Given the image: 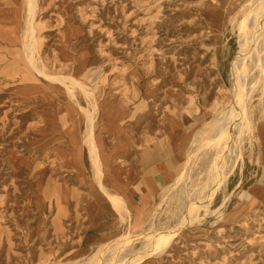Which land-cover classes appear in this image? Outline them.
I'll use <instances>...</instances> for the list:
<instances>
[{
  "label": "rangeland",
  "instance_id": "1",
  "mask_svg": "<svg viewBox=\"0 0 264 264\" xmlns=\"http://www.w3.org/2000/svg\"><path fill=\"white\" fill-rule=\"evenodd\" d=\"M222 1L227 6L238 0ZM216 3L33 0L28 5L26 0H0V264H23L20 250L27 245L21 242L22 229L31 232L36 224L35 218L22 216L37 210L35 195L51 196L40 209L46 230L54 226L53 217L69 215L72 209L63 210L53 198L69 185L65 157L39 156L30 150L29 144L41 133L42 114L64 117L67 109L72 110L83 143L92 119L88 121L81 108L95 115L104 99L115 100L125 115L133 117V135L140 142L137 150L148 151L157 144L163 149L160 135L168 121L187 141L177 174L153 198L142 231L180 230L164 253L135 264H264V160L255 133L233 132L235 166L225 188L210 202L198 203L199 194L189 192L202 169L204 151L199 145L213 140L212 121L234 103L222 92L229 86L228 67L224 64L218 70L214 52L221 48L226 59L233 60L239 50L240 24L232 26L229 19L222 24L219 11L211 13ZM39 72L65 84L54 90ZM262 80L256 73L246 85L240 109L246 110L247 102L257 104ZM29 86L32 89L24 91ZM63 125L70 127L72 122ZM71 135L78 136L79 129ZM194 153L196 158L189 159ZM85 159L90 165L92 158ZM87 168L84 173L96 180L93 167ZM188 194L195 202L190 208L184 206ZM180 220H186L185 226ZM54 231L44 235L41 264H89L93 255L118 238H130L133 250L142 247L127 232L81 254L76 250L80 236ZM139 258L127 257L119 264ZM109 260L107 264L117 261L114 256Z\"/></svg>",
  "mask_w": 264,
  "mask_h": 264
},
{
  "label": "crops",
  "instance_id": "2",
  "mask_svg": "<svg viewBox=\"0 0 264 264\" xmlns=\"http://www.w3.org/2000/svg\"><path fill=\"white\" fill-rule=\"evenodd\" d=\"M127 118L111 115L103 120L100 117L96 122L99 129L96 139L102 160V185L119 203V208H114L98 184L84 173L90 165L86 163L88 153L84 142L82 143L83 138L74 139L71 134L67 137L61 134L62 126L57 128L60 135L52 138V145L57 150L56 154L65 157L66 170L70 174L67 189L61 187V193L54 197L63 209H72L69 215L53 217L54 226L46 230L43 212H40L42 203L46 201L42 202L39 195L33 197V205L37 210L25 211L22 217L35 218L36 225L31 227V232L27 228L22 229L25 239H21V242L27 246L20 250L21 263L41 264L46 241L44 235L55 233L53 230L56 228L61 235L80 236L81 243L76 250L85 254L82 249L86 247L92 250L119 235L138 233L146 227L148 219L144 221L143 227L140 226L143 215L145 211L150 213L155 195L169 186L175 178L187 141L184 135H176L173 123L168 121L160 135L164 141L163 149L157 144L158 146L151 147L148 151L137 150L140 142L133 135L136 126L131 120L125 121ZM75 121L79 120L74 118L71 122ZM73 142L77 144V148ZM77 156L83 158L78 160Z\"/></svg>",
  "mask_w": 264,
  "mask_h": 264
},
{
  "label": "bare ground",
  "instance_id": "3",
  "mask_svg": "<svg viewBox=\"0 0 264 264\" xmlns=\"http://www.w3.org/2000/svg\"><path fill=\"white\" fill-rule=\"evenodd\" d=\"M14 1L18 2L19 0ZM26 1L28 5H31L33 2V0ZM213 1H216L217 3L212 6L213 10H211V13L216 15V11H219V19L222 24H225L227 19H229L232 26L240 24V28L238 25L237 33L239 50L231 61L226 59L225 50L217 48L214 52L218 70L222 71L221 69L224 64L228 67L229 86L222 92L223 95H225V93L229 94L234 103L226 111L220 112L212 121L210 129L215 130L213 140L199 145V149L204 151L203 153L201 152L202 159H200L202 169H200L201 171L189 192L191 195L199 194L201 202L198 203L201 204L205 201L207 203L210 202L221 188H225L228 178L232 174L235 161L231 160L232 146L230 144L232 143V134L234 131L237 132L238 135H241L243 130L255 133L260 145V160H264V97H261L264 95V0H238L236 3H228L227 6H223L222 0ZM29 11L32 13L33 8H30ZM255 72L263 77L262 89L260 92L261 96L259 97L257 104L247 102L246 110L240 109L237 105H239L244 99V88L251 82V79L255 77ZM39 73L48 78V81L51 82L54 90H58V87L60 88L59 85L65 84L60 78L50 77L42 72ZM26 80L30 81L31 79L29 78ZM75 85L81 87L79 83L75 82ZM28 89H32V86L25 87L24 91ZM66 89L69 90V87ZM32 94H34L33 91H28V95ZM114 101L115 100L113 99L112 101H107V99L102 100L99 106H97V114L95 115L90 110L87 111L85 108L81 109L82 111L84 110L85 117L88 118V121L92 119L85 127L86 138L84 145L87 149L89 160L92 158L90 166L93 167L97 177L96 180H93L98 184L99 189L103 194L109 197L112 206H114V208H119V203L115 198L110 196L108 190L102 185L103 172L100 156L101 150L99 142L96 139L97 135L95 130V123L100 117H102L101 120H103L111 115H115L118 118L125 116L133 121V117L125 115V110L119 107V105H116ZM93 107L95 108V105H93ZM71 111L72 110L67 109L68 113L64 117L57 113L51 114L48 112L42 114L41 122L43 123V127L38 129L40 130L38 133H41L29 144L31 145L30 150H32L33 154L39 156L46 154L58 155L56 154L57 150L54 149L52 145V138L60 135L57 133V128L60 126L63 127L61 134L67 137H70L69 134H76L79 129V135L74 137V139L79 138L81 134V128L80 125H78V123H80L79 121L72 123V128H70L71 126L69 127V125L67 127L63 125L64 122L69 123L74 120L76 114ZM88 121L86 120V123ZM73 145L77 148V144L73 142ZM198 151L199 150H196V152ZM97 155L99 156V159ZM196 156V153H194L192 156H189V159L196 158ZM77 157L79 160L81 156ZM189 174L188 170L187 178H189ZM195 187L197 188L194 189ZM190 194L186 195L187 199L184 203V206L188 208L195 204V202L188 199ZM39 196H41L42 202L48 201V198L51 197H47L43 193H39ZM53 198L56 200L55 202L60 203L57 198L54 196ZM62 204L66 205V203ZM143 218L144 219L140 224L141 227H143L145 220H149V211H145ZM185 221L186 220L181 221L184 226ZM56 223L59 224V222ZM179 230L180 228L173 230L164 229L147 233L140 230L138 233H132V237H136L132 242L139 241L142 243V247L135 250L130 247L133 244L130 243V238H118L110 248L103 247L98 254L93 255L92 261L89 264H107L110 261V256H114V259H117V261L110 264H119L127 257L140 256L139 259L132 263L135 264L140 262L142 258H151L152 256L160 255L165 252ZM103 250H105V252L101 253ZM89 251L90 249L87 247L82 249V252L88 253ZM103 255H105V257Z\"/></svg>",
  "mask_w": 264,
  "mask_h": 264
}]
</instances>
